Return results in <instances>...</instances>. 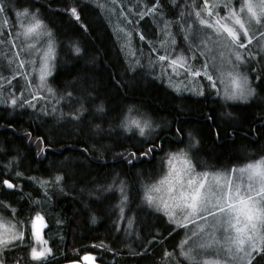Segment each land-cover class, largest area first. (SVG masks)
I'll list each match as a JSON object with an SVG mask.
<instances>
[{
	"label": "trees",
	"instance_id": "obj_1",
	"mask_svg": "<svg viewBox=\"0 0 264 264\" xmlns=\"http://www.w3.org/2000/svg\"><path fill=\"white\" fill-rule=\"evenodd\" d=\"M33 1L53 14L45 21L58 42L49 79L58 97L50 102L58 106L47 113L31 92L16 95L24 88L23 77L3 86L0 181L14 188L0 187V210L24 226L42 210L56 254L36 262L31 248L17 244L2 251L1 264H65L86 254L97 264H190L177 254L185 231L146 203L145 185L164 174L165 160L190 146L208 170L263 157L264 105L256 101L236 111L210 90L203 96L178 95L130 56L96 0ZM168 1L142 4L150 3L146 12L157 16ZM193 1L196 8L203 3ZM123 2L122 12L131 3ZM73 8L79 20L71 15ZM16 11L7 9L10 15ZM10 15L11 34L22 36ZM148 21L155 23L151 14L140 27ZM140 37L134 34L133 40L139 44ZM132 108L166 119L165 127L153 129L148 138L139 135L130 125L136 118L128 120ZM253 264H264V249Z\"/></svg>",
	"mask_w": 264,
	"mask_h": 264
},
{
	"label": "rangeland",
	"instance_id": "obj_2",
	"mask_svg": "<svg viewBox=\"0 0 264 264\" xmlns=\"http://www.w3.org/2000/svg\"><path fill=\"white\" fill-rule=\"evenodd\" d=\"M96 1L109 14L112 27L117 31L116 34L118 36L121 34L124 38L130 56L136 58L146 72L157 75L160 81L167 84L178 95L203 96L206 90H210L216 94L215 97L236 111H239V105L255 103L256 101L264 105L263 86L260 84L261 76L264 74V15H261L264 12V7H262L264 6V0H207V6L205 0H203L202 5L198 4L199 9L195 7L193 0H169V4L164 5V13L157 16L154 12H146L147 8L150 7L149 2L154 0H148L149 4L147 6L145 5L146 2L142 4L143 0H129L131 3L127 6V9L124 8L123 12V4H125L123 0ZM32 2L31 0H3L5 11L0 13V105L6 99L3 86L15 77L16 79L23 77L24 88L18 89L16 95L24 90L33 93L34 96L38 95L34 101L44 102V110L49 113L58 106L50 102L51 100H58V97L49 84V79L55 69L58 42L54 30L45 21L47 15H50V17L53 15L52 11L48 9L43 11L34 4L33 0ZM248 3H251L254 11L257 12L256 19H250V14L247 13L246 8L243 11L241 10ZM10 8H17L16 13L13 15L8 14L7 9L10 10ZM25 9L29 13L27 17L20 18L17 16V13ZM197 12L200 13V16L196 15ZM209 12L213 14L209 16ZM232 12L236 13L233 21L235 18H240L248 33L243 35L244 30L239 29V26H235L240 37L237 42H232L226 33H222L218 25L208 28L199 22L200 19H205L210 23H214L218 18L229 17ZM149 14L154 18L155 23L148 21L146 25L140 27L141 19ZM8 15L14 19V23L18 25L21 33L24 30L21 25L27 26L33 17L40 21L42 27L37 30V34L30 37H25L22 34V36H13L9 28L11 20L7 17ZM257 19L260 21L259 23L256 22ZM4 21H7V24ZM222 23H227L230 27L233 26L227 19H222ZM12 29L14 30L13 26ZM134 34L141 36L139 44L133 40ZM240 43H243L245 47H239ZM49 45L52 46V54L48 60L50 74L46 77L44 86L41 87L39 69L43 67L44 53L48 51ZM161 56L166 59L161 61L159 59ZM237 56L241 59L237 60ZM174 59L178 63H183L184 67L172 65L171 60ZM20 61L24 62V67L17 72L16 67L19 66ZM138 62L136 63L138 64ZM30 66L31 68L27 72V68ZM25 73L27 74V80ZM196 73H199V75H196ZM233 78L238 80L246 78L247 84L244 88V96L240 95L241 90L232 83ZM249 89L251 94H248ZM232 94H235L237 98H229ZM139 110L138 108H132L128 120L130 121L131 116H134L133 118L136 119L132 120L140 122L141 127L144 128L143 135L140 134L137 128L141 136L148 138L151 136L153 129L157 130L165 127L164 120L166 119H160L152 113L146 114ZM195 149L196 147L190 146L184 153L181 152L190 162V171L185 170L181 173L185 182L189 178H200L207 175L210 182L212 177H217L220 185L225 184L226 181H231L243 190L248 187L249 182L247 176L240 174L238 170L246 168L249 164L264 161V156H257L252 161L232 169L208 170L195 160L193 156ZM168 161L169 159L165 160L164 167L167 172L165 171L156 181L145 185V201L147 204H149L146 199L149 188L158 186L159 182L165 179L169 173ZM175 163L177 169L184 168L180 161ZM211 183L212 187L215 188V182ZM153 195L163 196L165 200H168V196L164 192L153 193ZM169 203H172V201H169ZM150 206L157 210L156 206ZM212 210L215 211L214 208ZM157 211H161L169 219L164 211ZM174 211L176 214L175 219L187 224L186 227H182L180 223H173L185 231L184 239H182L179 246L180 251L177 254L184 260H188L190 264H248L249 260L253 264L256 257L264 249V239H257L253 243L261 249L259 253L253 252L247 243L243 246L244 251L236 252L234 248L230 250L224 239L221 238V232L212 225V217L208 216L207 212L203 213L204 216L208 217L206 221L197 218L196 223L193 224L189 221H183L181 210L174 209ZM37 216L43 217L45 232L42 241L46 243L38 242L35 238L32 224ZM30 218L31 216H28L23 223H27ZM169 221L171 220L169 219ZM6 227L12 230L8 234V239H11L12 233L18 234L20 232L23 233V239L12 241L6 247L0 246V255L4 249L19 244L31 248L30 255L33 248L37 251L50 250L40 260H34L31 255L33 261L49 262L55 256V250L49 244V241L52 242L53 240L51 238L53 232L50 230L51 227L42 210H38L37 215L33 217L30 224L25 226L13 222L0 210V237L3 236ZM224 235L227 236V232ZM260 235L264 237V227L260 229ZM205 244L208 246H202ZM248 253H251V255H248Z\"/></svg>",
	"mask_w": 264,
	"mask_h": 264
},
{
	"label": "snow or ice",
	"instance_id": "obj_3",
	"mask_svg": "<svg viewBox=\"0 0 264 264\" xmlns=\"http://www.w3.org/2000/svg\"><path fill=\"white\" fill-rule=\"evenodd\" d=\"M205 5L207 6V0H205ZM245 8L247 13L250 14V19L257 18V12L254 11L251 3L244 5V8L241 10L243 11ZM4 11L3 0H0V13ZM212 14V12L208 13L209 16ZM28 15L27 9L17 13V16L20 18L27 17ZM71 15L79 20V15L75 8L71 10ZM196 15L200 16V13L197 12ZM261 15H264V12ZM233 17H236L235 12L230 13L227 18L216 19L214 23H210L205 19H200L199 22L208 28H213L214 25H218L222 33H226L232 42H237L240 37L235 26H239V29L244 30L243 35H247L248 33L241 19L235 18L233 21ZM222 19H227L233 26L230 27L229 24L222 23ZM256 22L259 23L260 21L257 19ZM4 23L7 24V21H4ZM21 26L24 28L21 34L25 37L37 34V30L42 27L40 21L35 19V17H33L27 26ZM239 47H245V45L240 43ZM77 52H79V49H77ZM51 54L52 46L49 45L48 51L44 53L43 67L39 69L41 87L44 86L46 77L50 74L48 60ZM159 59L163 61L166 58L161 56ZM236 59L240 60L241 58L237 56ZM171 64L184 67L183 63H178L175 59L171 60ZM23 67L24 62L20 61L19 68ZM24 75L26 78L27 74L25 73ZM196 75H199V73H196ZM232 83L235 84L236 88L241 90L240 95L244 96V88L247 84L246 78L243 80L233 78ZM248 94H251L250 89L248 90ZM33 98L35 99L36 97ZM229 98L235 99L237 97L235 94H232ZM16 103L17 101L13 99L12 104L15 105ZM25 103L31 105V101H25ZM130 125L138 128L141 135L144 134V128L141 127L139 121L132 120L130 121ZM176 161H180L184 168L177 169ZM168 164L170 170L167 177L161 180L158 186H152L148 190L149 194L146 196V199L150 205L156 206L157 210L164 211L172 223H180L182 227H186L187 224L175 219L176 214L174 209L181 210L183 213V221H189L193 224L196 223L197 218L206 221L208 217L204 216L203 213L207 212L208 216L212 217V225L216 230L221 232V238L224 239L225 244L229 246L230 250L234 248L236 252L244 251L243 246L247 243L253 252L259 253L261 251L253 242L257 239H264L260 235V229L264 227V161L249 164L246 168L238 170L240 174L247 176V181L249 182L248 187L243 190L239 185H235L231 181H226L225 184L220 185L219 178L217 177L211 178V182H215L216 184V187L213 188L210 178L207 175L200 178H189L185 182L182 179L181 173L185 170L190 171V162L183 153L172 155L169 158ZM5 184L8 188L14 187L12 183L6 180L0 181V187ZM162 192L168 196V200H165L163 196L153 195V193L159 194ZM169 201H172V203H169ZM210 205L211 207H209ZM213 208L215 211L212 210ZM42 227H44L43 217L37 216L32 224V228L35 229L34 235L38 242L46 243L42 241ZM11 231L7 227L4 229L3 236L0 237V246L6 247L12 241L23 239L22 232L18 234L12 233L11 239H8V234ZM225 232H227V236L224 235ZM202 246L207 247L208 245L205 244ZM48 251L50 250L44 249L37 251L33 248L31 255L34 260H40ZM248 255H251V253H248ZM85 259L91 258L85 257ZM248 264H251V260H249Z\"/></svg>",
	"mask_w": 264,
	"mask_h": 264
},
{
	"label": "water",
	"instance_id": "obj_4",
	"mask_svg": "<svg viewBox=\"0 0 264 264\" xmlns=\"http://www.w3.org/2000/svg\"><path fill=\"white\" fill-rule=\"evenodd\" d=\"M5 186L7 187L6 184H5ZM13 188H10V189H13ZM43 225H44V222H43ZM34 232H35V229H34ZM44 232H45L44 231V227H42L41 236L44 235ZM85 257H89L91 259H85ZM65 264H97V263L94 260V258L91 255L88 254V255L84 256L82 260H74V261H70V262L65 263Z\"/></svg>",
	"mask_w": 264,
	"mask_h": 264
},
{
	"label": "bare ground",
	"instance_id": "obj_5",
	"mask_svg": "<svg viewBox=\"0 0 264 264\" xmlns=\"http://www.w3.org/2000/svg\"><path fill=\"white\" fill-rule=\"evenodd\" d=\"M30 94H31V97H38V95L34 96L33 93H30ZM53 105H54V104H53ZM133 127H134V126H133ZM130 129H131V127H130V128L128 127V130H130ZM134 131H135V130H134ZM137 131H138V129H137ZM138 134H139V133H138ZM139 135H140V134H139ZM187 149H188V148H184L181 152L184 153ZM181 152H180V153H181ZM86 255H88V254H86ZM86 255H84V256H86ZM89 255H91V254H89ZM84 256H83V257H84ZM91 256H92V255H91ZM83 257L81 258V260L83 259ZM92 257H93V256H92ZM93 258H94V257H93ZM94 260H95V259H94Z\"/></svg>",
	"mask_w": 264,
	"mask_h": 264
}]
</instances>
